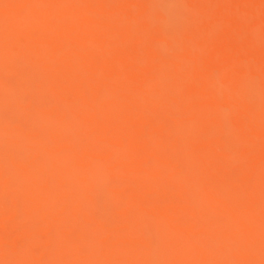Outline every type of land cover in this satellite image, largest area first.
<instances>
[{"label":"bare ground","instance_id":"1","mask_svg":"<svg viewBox=\"0 0 264 264\" xmlns=\"http://www.w3.org/2000/svg\"><path fill=\"white\" fill-rule=\"evenodd\" d=\"M0 264H264V0H0Z\"/></svg>","mask_w":264,"mask_h":264}]
</instances>
